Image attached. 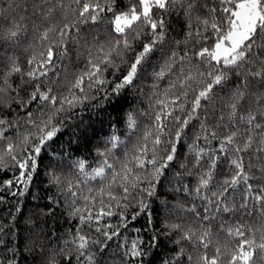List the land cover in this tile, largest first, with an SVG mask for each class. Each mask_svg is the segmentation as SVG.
I'll return each instance as SVG.
<instances>
[{
  "label": "snow or ice",
  "instance_id": "6c2138e0",
  "mask_svg": "<svg viewBox=\"0 0 264 264\" xmlns=\"http://www.w3.org/2000/svg\"><path fill=\"white\" fill-rule=\"evenodd\" d=\"M119 8L120 0H11L7 9L0 4V171L19 170L0 188L20 185L11 195L24 196L37 158L77 106L101 92L118 100L138 80L148 79V110L124 113L126 133L113 128L95 148V167L81 158L69 165L71 178L49 174L50 183L65 194L68 215L78 220L65 246L71 245L77 264H100L108 242L126 226L127 210H140L132 219L150 213L149 199L157 197L161 178L176 166L179 149L190 138L174 191L183 192L185 204H191L172 207L191 219L164 225L181 246L174 264H181L185 242L200 251L195 260L187 256L190 264H222L225 255L227 264H264V230L245 222L215 223L234 212L264 218V0H131L125 10ZM105 11L111 19L102 18ZM174 11H183L188 20L184 41L167 39L165 17ZM104 20L108 37L89 40L86 33ZM172 43L176 47L169 52ZM122 67L126 74L118 82L106 78L109 69ZM10 130L13 136L7 135ZM185 176L195 183H184ZM115 214L121 217L119 226L100 223ZM219 233L235 246L226 251L217 246L209 256ZM154 243L155 237L149 247ZM143 244L138 238L130 247L119 245L122 262L144 264Z\"/></svg>",
  "mask_w": 264,
  "mask_h": 264
},
{
  "label": "trees",
  "instance_id": "16d2710c",
  "mask_svg": "<svg viewBox=\"0 0 264 264\" xmlns=\"http://www.w3.org/2000/svg\"><path fill=\"white\" fill-rule=\"evenodd\" d=\"M130 3L131 0H120V8L117 10H125ZM0 4H3V7L7 9L11 4V0H0ZM195 15L197 14L193 13V17ZM101 16L102 18H112V14L107 11L101 13ZM165 19L169 25L167 39L170 42L184 41L188 32V20L184 12L174 11ZM192 23L195 24V19ZM107 25L108 21L104 20L103 23L91 28L86 33L88 39L91 40L93 37L101 41L106 39L109 33ZM188 46L191 47V42ZM175 47V43H172L167 51L170 52ZM129 56L130 59L134 58L131 54ZM158 56L159 53H157ZM153 59L155 60L156 57ZM116 63L119 64L120 61L117 60ZM82 66L83 60L79 62V67ZM74 70L78 69H69V71ZM148 71L151 72V68ZM113 72H116L115 76H113ZM122 74H126V68L122 67L120 72L109 69L105 76L110 81L115 80L118 82V78H121ZM151 83V80L141 79L136 82L134 88H128L118 100L112 96L105 99V93L101 92L96 99L90 100L82 106H77L73 110L74 115L65 120V128L62 132L58 133L53 141H50L43 148L42 153L37 158V169L25 195H11V191L18 192L20 190L22 187L20 185H13L11 190L0 188V196L3 197V201L0 202V228L4 229L0 232V264H52L53 258L55 264H69V258L71 264H77L76 254L70 250L71 245L66 247L64 241L69 238L70 230L76 228L78 220L68 215L65 194L61 192L57 185L50 183L49 174L54 172L57 176L71 178L72 170L69 165L81 158H86L88 163L95 167L97 163L95 148L103 144L104 140L111 135L113 128L117 129L119 133H126L123 124L124 113L129 108L138 107L141 110H148V101L144 94H150L149 86ZM112 86L110 84L106 91L111 92ZM163 86L165 85L162 84L161 87ZM217 92H220L219 88H217ZM114 100L115 102H113ZM96 105L101 107H96ZM141 123L143 124L144 121ZM195 132L196 128L190 129L189 137L194 136ZM7 135L13 136L14 132L10 130ZM189 143H192L190 138L186 140L185 147L179 149L180 158L176 162V166L167 170L161 178L157 186V197L149 199L150 213L144 211L135 219H132L133 213L140 210L138 208L127 210L125 213L126 226L121 227L119 234L108 242L107 252L103 257H98L100 264H138L136 260L122 262L124 249L119 247V245L125 243L130 247L131 242L138 238H142L144 241L143 247L146 252L144 264H165V261L174 264L173 257H175L176 251L181 246L174 243L178 239V235L169 232L164 225L165 222L186 223L191 219L186 213L177 211L175 207H172H188L191 204L190 200L185 204L183 192L177 193L174 191L180 186L178 184L179 178L175 176V173L181 171L178 165L183 162L184 156L187 154L186 145ZM18 175L19 170L11 166L5 171H0V185H3L4 180L12 179L13 176ZM183 182L195 183L194 178L188 176L183 177ZM91 186L99 187V184L97 181H92ZM236 195L237 203H239V193H236ZM57 201H59L58 204ZM196 203L199 204L200 202L196 201ZM165 204L171 209V215L166 211ZM17 207L21 209V212H16ZM48 208H53L52 215L36 216V213L41 210L47 211ZM114 211L119 213L120 209L117 208ZM149 214L151 215V223H149ZM13 216L15 219H13ZM29 218L36 220L37 223L35 225L30 223ZM220 220L245 222L252 224L255 228L264 230V218L254 216L248 219L241 212L224 214L215 223L218 225ZM100 223L102 225L119 226L121 217L118 214L104 217ZM259 234V232L256 233L257 238H259ZM92 235L95 236L96 233L93 231ZM153 237H155L154 246L149 247ZM235 243L222 233L215 234L213 245L208 249V255H213L217 246L226 251V248L234 247ZM189 255L195 260L200 255V251L185 242L184 255L180 258L181 264H190L187 259ZM227 260L228 256L225 255L222 264H227Z\"/></svg>",
  "mask_w": 264,
  "mask_h": 264
}]
</instances>
